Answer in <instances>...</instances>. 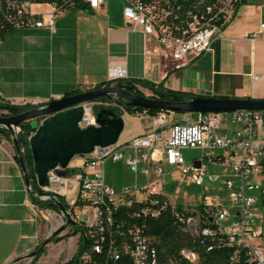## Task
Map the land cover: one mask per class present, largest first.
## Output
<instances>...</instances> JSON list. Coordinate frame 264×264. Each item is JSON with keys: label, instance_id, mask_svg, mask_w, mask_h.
I'll return each mask as SVG.
<instances>
[{"label": "built area", "instance_id": "2783aa9c", "mask_svg": "<svg viewBox=\"0 0 264 264\" xmlns=\"http://www.w3.org/2000/svg\"><path fill=\"white\" fill-rule=\"evenodd\" d=\"M122 1L125 20L142 31L147 43L155 45L156 48L148 53H156L181 68L188 59L208 53L214 38L224 36L226 25L244 0ZM76 4L99 12L104 0H0V46L13 31L47 29L54 32L57 20ZM250 37L253 40L264 38V24ZM100 106L99 102L83 105L82 129L96 126L95 114ZM166 114L161 113L160 125L166 123ZM227 114H188L182 122L173 125L169 133L156 129L124 145L95 148L93 153L82 157L83 165L72 177L59 176L56 171L60 168H56L48 173V187H40L36 180L43 193L37 197L45 202H60L72 181L79 184L77 200L66 212L76 224L87 229L83 236L85 249L75 264H164L154 239L148 237L143 228L130 229L127 238L118 228L115 230L114 213L120 208L131 207L136 201H150L153 206H159V201L153 198L166 197L157 183L164 182V165L190 177V182L202 185L206 179L204 169L225 161L231 168V175L225 176L231 205L224 207L217 199L202 201L216 230H199L200 217L188 218L186 224L196 234L224 236L225 244L234 248L229 264H264V110L230 113L232 125H238L231 135L222 134L228 128ZM183 149L204 152L199 168L186 166ZM128 150L133 154L128 156L127 166L135 173L140 172L147 185L144 189L135 192L127 189L117 195L106 184L105 166L108 161H123ZM215 151L224 155L215 154ZM141 161L145 166H140ZM221 178L210 175L207 180L217 183ZM28 191L32 192V187ZM248 193H255V196ZM166 206L174 208L177 205L167 198L163 208ZM77 207L81 213L75 210ZM61 214L67 220V214ZM160 214L159 209L148 206L142 209L141 215L157 218ZM230 220L231 227L226 230L223 223ZM179 255L189 264L200 261L199 255L190 250H182Z\"/></svg>", "mask_w": 264, "mask_h": 264}, {"label": "crops", "instance_id": "0c3cea01", "mask_svg": "<svg viewBox=\"0 0 264 264\" xmlns=\"http://www.w3.org/2000/svg\"><path fill=\"white\" fill-rule=\"evenodd\" d=\"M124 6L121 0H104L99 12L69 9L57 20L54 32H11L0 46V101L35 107L117 80L161 85L192 98L264 101V38L250 37L264 24V0H244L226 25L224 36L214 38L208 53L188 59L181 68L156 53H148L155 45L147 43L142 31L125 20ZM140 90L145 96L153 95L147 89ZM161 113H118L124 120L119 144L156 129L169 133L173 125L180 123H174L175 115L166 112L167 121L160 125ZM237 129L232 128L227 135ZM132 154L126 151L124 160ZM16 156L13 141L0 135V264H11L36 251L40 243L67 223L61 211L40 209L34 204ZM197 163L201 166V161L195 160L190 167H197ZM82 165L83 158L76 157L68 176L72 177ZM140 166L145 164L141 161ZM171 169L169 175L180 172ZM164 182H157L162 192ZM146 185L147 182L141 187L137 184L135 189ZM79 190V184L72 181L63 200L73 205ZM41 218L46 225L39 221ZM70 229L67 227L60 236ZM81 241L78 234L49 244L36 264H69Z\"/></svg>", "mask_w": 264, "mask_h": 264}, {"label": "water", "instance_id": "95a60500", "mask_svg": "<svg viewBox=\"0 0 264 264\" xmlns=\"http://www.w3.org/2000/svg\"><path fill=\"white\" fill-rule=\"evenodd\" d=\"M116 97L124 101L125 108L134 107L140 110H159L168 113L223 114L264 110V101L196 97L187 102L174 103L131 94L124 89L104 87L35 106L16 116H0V129H7L11 133L27 189L31 187V183L17 138L18 133L24 129L23 124L30 123L32 126L33 132L29 139V146L33 156L35 177L40 187H48L50 171L60 168L56 171L57 174L66 177L69 166L76 157L90 155L97 147L107 148L119 143L124 130V120L115 108L100 107L95 114L96 126H89L86 129L80 127L84 115L83 105L94 103L99 99L114 101ZM196 165L200 166L199 163ZM42 195L43 193L37 194V196ZM56 205L61 213L67 214L63 203L57 202ZM66 217L65 226L50 235L39 249L11 264L34 259L52 243L56 236L63 233L67 227L76 224L68 214Z\"/></svg>", "mask_w": 264, "mask_h": 264}, {"label": "trees", "instance_id": "16d2710c", "mask_svg": "<svg viewBox=\"0 0 264 264\" xmlns=\"http://www.w3.org/2000/svg\"><path fill=\"white\" fill-rule=\"evenodd\" d=\"M77 8H84L88 10L81 4H76ZM72 7V8H75ZM70 8V9H72ZM139 86L145 88L152 92V96L149 97L154 100L161 101H170L174 103H182L187 102L192 99L191 96L172 92L169 90H165L161 85L157 86L152 83L143 82V81H132V80H117L104 83L98 89L104 87H114L119 89H124L127 92L139 96L145 95L139 90ZM76 94H80L79 91L74 93H70L67 96H73ZM95 102H109L108 99H99ZM121 107H123V100L118 98L116 101ZM34 107L25 106L19 107L12 104H2L0 103V111L4 112L3 116L10 117L22 114L27 112ZM124 111L128 114L134 113H147L151 116H156L161 111L159 110H140L134 107H123ZM116 109V108H115ZM98 109H96V112ZM117 112V109H116ZM119 113V112H117ZM43 120V119H42ZM24 129L18 133V141L20 148L23 153V158L26 164V169L28 173V177L31 183L32 192L31 197L35 205H39L42 209L54 210L56 212H60L55 201H41L37 194L41 193L39 189L35 172H34V164H33V156L29 146V139L32 135V126L30 123H25ZM0 135H4L8 139H11V133L7 129H0ZM16 160L19 163L18 156H16ZM37 185V187L34 186ZM159 201V206H153L151 202L140 203L134 202L131 207H123L120 208L117 212L114 213L115 219V230L122 231L125 234V238H127V234L130 229L134 228H143L144 233L154 239V245L158 250L159 257L162 263L171 264L170 262H174V264H189L186 263L182 258H180L179 253L182 250H190L199 255L200 261L198 264H229L231 256L234 253V248L227 246L225 243L226 239L222 235H216L214 237L202 235L201 232L196 234L194 231L188 228L186 221L191 217H200L201 218V226L199 230L211 229L216 230V225H214L211 221V218L204 211L203 204L196 209H185L184 206L177 205L176 207L166 206L163 208L164 203L167 200V197H155L153 198ZM60 202L63 203L66 210L70 209V205H68L63 198H60ZM150 206L152 209H159L161 214L157 218L153 217H145L142 216V209ZM138 215H141L138 217ZM71 228V233L65 237L56 236L52 243H58L62 241L64 238H69L71 236L81 235L82 241L80 243L78 252L75 258L69 264H75L78 256L85 249L86 243L84 239V235L87 232V229L81 227L78 224L69 226ZM117 233V237H118ZM120 237V236H119ZM42 245V244H41ZM40 245V246H41ZM39 246V247H40ZM39 247L37 249H39ZM36 249V250H37ZM45 252V249L40 252L33 260H38L39 257Z\"/></svg>", "mask_w": 264, "mask_h": 264}, {"label": "rangeland", "instance_id": "374dc122", "mask_svg": "<svg viewBox=\"0 0 264 264\" xmlns=\"http://www.w3.org/2000/svg\"><path fill=\"white\" fill-rule=\"evenodd\" d=\"M140 88L142 87L139 86V90ZM147 97H151V96H147ZM116 101H118V97H116L114 101L99 102V103H102V106L100 107L116 108L117 112L124 113L123 107L117 104ZM0 103L8 104L2 101H0ZM15 106L25 107L28 105L19 104ZM4 114L6 113L0 111V116H3ZM172 114H174L176 117L174 123L183 121L182 117L185 115H188V114H183V113H172ZM226 116L228 119V128H227V131L222 132V134L227 135L228 131H230L234 127H237L238 125H235V126L232 125L231 123L232 115L230 113L227 114ZM181 152H182V155L184 157L187 167L192 166L195 160L202 161L204 158V152L199 149H183ZM219 153H221V151H215V154H219ZM125 160L121 162H117V163L108 161L105 166L104 172H105L106 182L112 188H114V191L117 195L122 194L127 189H130L133 192H135L136 190L135 186H137V184L139 187H141L144 183L146 184V182H144L146 181L145 177L140 172L138 173L133 172L128 166L125 165ZM171 168L169 166L165 167L166 176H165V182H164L165 185H164L163 193L170 199V201L173 204L180 205L184 203L182 204L184 205V207L196 209L202 205L203 199L207 201H211L212 199H217L219 203L223 205L224 207H229L231 205L230 198H229L230 191L227 189L225 185V176L231 175V168L228 165V161L222 162L219 165H216V164L208 165V168L204 169V171L206 172L205 173L206 179L202 185H198L196 183L190 182V177H187L178 171L169 175L170 171L172 170ZM210 175H218V176H221L222 178L217 183H211L207 180V178ZM34 186L37 187L36 184H34ZM248 194L255 196V193H248ZM36 206L41 209L39 205H36ZM44 210H49V209H44ZM75 210L81 213L80 208L77 207L75 208ZM50 211H54V210H50ZM89 218L92 219V214H90ZM39 221L42 223V225L44 224L46 225V221L44 219L41 218ZM231 224H232V221L230 220L226 223H223V227L226 230H229L231 227ZM70 233H71V229L69 230V232L63 235V237L67 236ZM64 239H68V238H64ZM41 244L42 243H40V245ZM42 255L39 257V259L42 257ZM39 259L38 260H27L22 264H36L39 261Z\"/></svg>", "mask_w": 264, "mask_h": 264}]
</instances>
